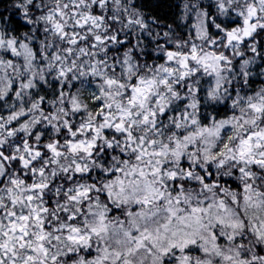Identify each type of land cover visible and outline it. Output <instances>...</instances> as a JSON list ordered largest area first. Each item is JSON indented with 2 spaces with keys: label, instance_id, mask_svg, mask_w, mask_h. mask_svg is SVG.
Returning a JSON list of instances; mask_svg holds the SVG:
<instances>
[{
  "label": "snow or ice",
  "instance_id": "obj_1",
  "mask_svg": "<svg viewBox=\"0 0 264 264\" xmlns=\"http://www.w3.org/2000/svg\"><path fill=\"white\" fill-rule=\"evenodd\" d=\"M0 264H264V0H0Z\"/></svg>",
  "mask_w": 264,
  "mask_h": 264
},
{
  "label": "trees",
  "instance_id": "obj_2",
  "mask_svg": "<svg viewBox=\"0 0 264 264\" xmlns=\"http://www.w3.org/2000/svg\"><path fill=\"white\" fill-rule=\"evenodd\" d=\"M146 3L149 5V9H153L155 8L156 4L161 3V0H146ZM161 11H166V8L162 6Z\"/></svg>",
  "mask_w": 264,
  "mask_h": 264
}]
</instances>
